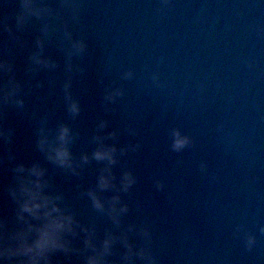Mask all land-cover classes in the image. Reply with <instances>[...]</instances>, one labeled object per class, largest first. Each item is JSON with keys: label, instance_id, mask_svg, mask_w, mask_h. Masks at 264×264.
<instances>
[{"label": "water", "instance_id": "obj_1", "mask_svg": "<svg viewBox=\"0 0 264 264\" xmlns=\"http://www.w3.org/2000/svg\"><path fill=\"white\" fill-rule=\"evenodd\" d=\"M0 264H264V0H0Z\"/></svg>", "mask_w": 264, "mask_h": 264}, {"label": "clouds", "instance_id": "obj_2", "mask_svg": "<svg viewBox=\"0 0 264 264\" xmlns=\"http://www.w3.org/2000/svg\"><path fill=\"white\" fill-rule=\"evenodd\" d=\"M71 110L73 112L78 111V107L75 104H72ZM69 130L68 128L64 127L61 129L59 140L60 144L57 146L53 151L54 155L50 158L53 159L56 163H58L62 167L71 168L72 167V159L69 149L67 148V144L69 142V136H68ZM185 141H180V144H183ZM97 159H104L107 158L110 161L112 160V150L101 152L98 151L96 153ZM35 171V170H34ZM38 176L41 175V173H36ZM130 183L131 180H128ZM37 183V188L40 187L39 181ZM101 185L106 186V182L104 179H101ZM42 201L41 203H29L26 202L24 204V210L26 211H34L38 210L40 208H47L48 204L51 203L48 197L46 196H40L39 192L31 193V199L35 201L37 198ZM97 207H101L99 201H97L96 204ZM59 212L60 210L53 204L51 210L49 212H46L45 215H51V212ZM72 224V218L70 216L68 217H61L59 219H56L53 221V223L49 226V229L42 232L40 240L37 241L36 248L39 250L40 253H43L48 248H54L59 246V236L58 233L60 230L64 229L65 227L71 228ZM31 251V249H29Z\"/></svg>", "mask_w": 264, "mask_h": 264}]
</instances>
